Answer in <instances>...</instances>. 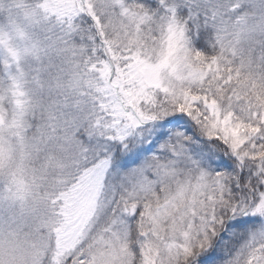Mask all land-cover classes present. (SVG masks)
Wrapping results in <instances>:
<instances>
[{
	"label": "snow or ice",
	"instance_id": "snow-or-ice-1",
	"mask_svg": "<svg viewBox=\"0 0 264 264\" xmlns=\"http://www.w3.org/2000/svg\"><path fill=\"white\" fill-rule=\"evenodd\" d=\"M22 7L0 264H264V0Z\"/></svg>",
	"mask_w": 264,
	"mask_h": 264
},
{
	"label": "rangeland",
	"instance_id": "rangeland-1",
	"mask_svg": "<svg viewBox=\"0 0 264 264\" xmlns=\"http://www.w3.org/2000/svg\"><path fill=\"white\" fill-rule=\"evenodd\" d=\"M16 4V5H15ZM24 4L23 0H14L12 1V4H9V1L6 0H0V27H8L10 20L14 23H17L19 27L25 26V17H26V11L22 7ZM12 6L13 8L11 11H8L7 15L2 14L1 11L5 9L6 6ZM24 9V10H23ZM24 11V12H21ZM4 53L2 50H0V59L3 60ZM27 89H31L29 86H25L23 83L18 86L17 92L19 95L23 96L27 92ZM6 121L5 117L0 116V126H5ZM17 157L19 158V154H17ZM35 165L38 167L40 164V160L34 159Z\"/></svg>",
	"mask_w": 264,
	"mask_h": 264
},
{
	"label": "trees",
	"instance_id": "trees-1",
	"mask_svg": "<svg viewBox=\"0 0 264 264\" xmlns=\"http://www.w3.org/2000/svg\"><path fill=\"white\" fill-rule=\"evenodd\" d=\"M6 1H9V4H12V1L14 0H6ZM23 2H25V0H23ZM28 3H32L33 0H27ZM16 5V4H15ZM13 7L12 6H6L4 10L1 11L2 14H6L8 13V11H11ZM24 10V9H23ZM26 11V10H25ZM21 12H24L21 10ZM0 61H2V59H0ZM27 92L30 93L31 92V89H27Z\"/></svg>",
	"mask_w": 264,
	"mask_h": 264
}]
</instances>
